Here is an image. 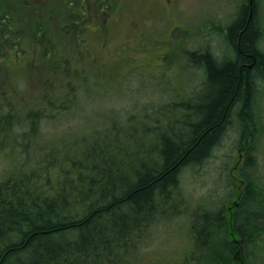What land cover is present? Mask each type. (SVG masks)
I'll list each match as a JSON object with an SVG mask.
<instances>
[{
  "label": "trees",
  "instance_id": "1",
  "mask_svg": "<svg viewBox=\"0 0 264 264\" xmlns=\"http://www.w3.org/2000/svg\"><path fill=\"white\" fill-rule=\"evenodd\" d=\"M261 2L239 4L222 40L229 54L190 52L196 56L186 55L179 71L186 91L146 104L117 102L125 97L115 89L122 78L71 71V57L64 50L55 55L39 28L34 41L42 49L36 53L34 46L28 59L36 75L17 70L23 31L6 25L9 12L0 17V66L11 61L9 69L30 77L39 91L32 100L0 105V157L8 160L0 171V264H264V226L257 224L264 220V184L253 147L239 166L243 194L228 161L208 195L196 198L186 181L224 137L241 133L242 117L255 107L256 82L264 75ZM64 14L71 16L61 27L66 36L84 31L78 11ZM184 67L199 74L196 85ZM104 96L111 104L94 100L74 120L86 100ZM59 122L66 124L62 133L46 131L44 124ZM162 235L185 243L171 250L152 244ZM243 239L246 255L238 250Z\"/></svg>",
  "mask_w": 264,
  "mask_h": 264
},
{
  "label": "rangeland",
  "instance_id": "2",
  "mask_svg": "<svg viewBox=\"0 0 264 264\" xmlns=\"http://www.w3.org/2000/svg\"><path fill=\"white\" fill-rule=\"evenodd\" d=\"M243 1L0 0V17L6 16L5 13L9 12L10 20L6 25L9 28H21L23 31L22 44L26 48L18 53L19 67L17 70L23 71L28 67L30 74L36 75L33 73L34 67L31 65L34 63L28 59L31 57L30 49L34 46L36 53H38L37 50L41 51L42 49L41 45H35L36 41H34L35 34L39 32V29H42L43 37L51 41V48L56 51L55 55L58 54V57L61 58L60 52L64 50L71 57L72 61L70 60L69 63L71 71L81 72L83 70L85 73L97 71L101 75L107 73L116 81H120L119 79L122 78L121 88L116 87L115 89L124 91L125 97L122 95L117 102L123 105L134 102L146 104L153 100L175 98L178 91L181 93L184 92L183 90L186 91L183 73H179L177 67H173V65L178 64L179 61L182 62L181 66L184 65L185 56L190 55V52L200 55L211 52L213 56L229 54L230 49L226 42L222 41L226 35L225 33L221 35V32H224V28L239 12L237 8ZM71 10L81 13L79 24L84 28V31H72L70 36H66L67 32L65 33L61 27L63 22L71 18V16L65 18L64 12L68 14ZM210 25L216 29L213 34L208 35ZM260 27L262 28V38L259 46L264 51V0L261 2ZM3 29V25L1 26L0 23V37L1 33L3 34ZM37 41L42 43L40 40ZM9 56L14 58L15 53L11 51ZM93 61L96 63H92ZM7 62L9 65L0 66V78H3L0 86L3 88V91L0 90V105L8 98L18 101L26 96L28 99L35 98V95L38 96L39 91H35V88L30 86V77L20 78L18 75L21 73L17 74L10 70L12 62ZM191 66L195 68L193 63ZM186 70L190 71L184 67L185 72ZM188 71L184 73V76L189 78L190 84L196 85L200 79L199 74ZM31 80L34 87L37 88L35 79ZM23 90H25L23 97H20L17 91L22 92ZM114 96L117 98L116 95ZM94 100H105V104H111L110 100L112 99L104 96L86 100L85 102H89L88 104L83 103L78 112L72 113V115H77L74 120L80 119L85 110L90 109L93 105ZM259 100L261 104L256 106V112L260 119L259 126L253 129L251 124L243 125L247 132L242 140L239 139L238 129L233 132L232 136L230 135V138L224 137L221 145L213 151L205 163L186 179L187 185L191 189L193 188L192 191L196 198L208 195L217 182L222 181L220 174L223 169L221 167L225 161H228L231 178L237 180L240 193L243 194L246 180L245 183L241 182L245 178L239 173V164L244 166L248 149L251 146L254 151V160L252 161L254 170L256 169L260 173L264 184V93ZM247 119L248 117L245 118V120ZM162 123L164 124V122ZM57 124L59 125L55 124L56 126L54 125L53 128L46 123L44 127L46 131L57 128L62 133L66 124L64 122ZM251 130L256 133L254 140L249 137ZM7 164V158L1 156L0 171L5 170ZM234 169L237 171L233 173ZM252 205V210L259 208ZM261 217L264 218V214ZM257 224L264 226V220ZM162 237L163 235L155 238L152 244L171 250L180 247V242L185 243L183 238L179 242L172 237H166L162 241ZM241 246L242 248L237 246L238 250L246 255L249 252L248 242L243 239ZM235 248L231 249V252Z\"/></svg>",
  "mask_w": 264,
  "mask_h": 264
},
{
  "label": "flooded vegetation",
  "instance_id": "3",
  "mask_svg": "<svg viewBox=\"0 0 264 264\" xmlns=\"http://www.w3.org/2000/svg\"><path fill=\"white\" fill-rule=\"evenodd\" d=\"M211 27H208V30H209V33L210 34H213L214 33V29L215 27L213 25H210ZM228 27H225L224 28V32L222 31L221 34L223 35L225 33V35L227 36L228 35ZM260 39L262 38V28L260 27ZM259 47V46H258ZM261 50L262 48L259 47ZM210 53V52H209ZM262 53H264V51L262 50ZM210 55L212 56V54L210 53ZM256 87H257V98H256V101H255V107L253 108V110L248 113V114H245V116L242 117V124L244 126H249V124H251L252 126H255L257 123H259L260 119L258 118L259 114L257 115V112H256V106L261 104L260 103V96L264 93V75H262L256 82ZM261 90H262V93H261ZM245 117H248L247 120H245ZM255 129V127L253 128ZM247 130L245 129L244 127V130H243V133H245ZM252 134V132L250 133Z\"/></svg>",
  "mask_w": 264,
  "mask_h": 264
},
{
  "label": "bare ground",
  "instance_id": "4",
  "mask_svg": "<svg viewBox=\"0 0 264 264\" xmlns=\"http://www.w3.org/2000/svg\"><path fill=\"white\" fill-rule=\"evenodd\" d=\"M224 25V24H223ZM229 25V24H228ZM109 33V32H108ZM257 34V33H256ZM117 35V34H116ZM209 35V34H208ZM112 36V35H111ZM206 36V35H205ZM95 37V36H94ZM96 38V37H95ZM102 40V39H101ZM251 40V39H250ZM208 44V43H207ZM227 45V44H226ZM4 50V49H3ZM94 50V49H93ZM89 51H90V49H89ZM185 55V54H184ZM206 55V54H205ZM206 57V56H205ZM209 65V64H208ZM211 65V64H210ZM226 65V64H225ZM105 67V66H104ZM208 67V66H207ZM196 69V68H195ZM218 70V69H217ZM193 73V72H192ZM77 75V74H76ZM189 76V75H188ZM192 77V76H191ZM163 80V79H162ZM167 80V79H166ZM164 81V80H163ZM168 83V82H167ZM93 84V83H92ZM89 85V84H88ZM161 85V84H160ZM159 86V85H158ZM85 87V86H84ZM99 87V86H98ZM168 87V86H167ZM118 88V87H117ZM184 88V87H183ZM85 89V88H84ZM88 89V88H87ZM103 89V88H102ZM108 89V88H107ZM159 90V89H158ZM163 90V89H162ZM87 91V90H86ZM184 91V90H183ZM170 92V91H169ZM174 92V91H173ZM84 93V92H83ZM174 94V93H173ZM175 95V94H174ZM72 99H74V98H72ZM8 100V99H7ZM69 100H71V99H69ZM68 100V101H69ZM165 100V99H164ZM80 104V103H79ZM194 109V108H193ZM54 112V111H53ZM103 112V111H102ZM45 113V112H44ZM65 113V112H64ZM61 114V113H60ZM99 114V113H98ZM101 114V113H100ZM108 115V114H107ZM47 117V116H46ZM124 117V116H123ZM39 119V118H38ZM62 119V118H61ZM46 120V119H45ZM63 120V119H62ZM49 121H50V119H49ZM54 123V122H53ZM96 123V122H95ZM97 124V123H96ZM102 125V124H101ZM77 127V126H76ZM80 127V126H79ZM87 127V126H86ZM94 127V126H93ZM98 127V126H97ZM100 127V126H99ZM42 130H44V129H42ZM140 130V129H139ZM159 132V131H158ZM151 135V134H150ZM41 136V135H40ZM156 136H157V134H156ZM41 138V137H40ZM141 138V137H140ZM145 145V144H144ZM132 155V154H131ZM149 156V155H148ZM9 170V169H8ZM7 170V171H8ZM175 187V186H174ZM27 190V189H26ZM175 190V189H174ZM20 194V193H19ZM84 197V196H83ZM72 198V197H71ZM95 198V197H94ZM73 199V198H72ZM77 199V198H76ZM110 199V198H109ZM93 202V201H92ZM90 203V202H89ZM95 203V202H94ZM72 207V206H71ZM80 207V206H79ZM69 208V207H68ZM81 208V207H80ZM79 208V209H80ZM60 209V208H59ZM67 210V209H66ZM73 210V209H72ZM78 210V209H77ZM81 210V209H80ZM145 211V210H144ZM80 212V211H79ZM60 213V212H59ZM202 213V212H201ZM31 214V213H30ZM80 216H81V214H79ZM109 215V214H108ZM107 215V216H108ZM131 217H132V215H131ZM76 218V217H75ZM105 218V217H104ZM148 218V217H147ZM53 219V218H52ZM51 219V220H52ZM103 219V218H102ZM22 220V219H21ZM141 220V219H140ZM92 221V220H91ZM143 221V220H142ZM145 221V220H144ZM132 226V225H131ZM139 231V230H138ZM142 231V230H141ZM105 232V231H104ZM125 232V231H124ZM99 233V232H98ZM126 233V232H125ZM124 233V234H125ZM139 233V232H138ZM16 234V233H15ZM92 234V233H91ZM100 235V234H99ZM108 235V234H107ZM121 235H122V233H121ZM12 236V235H11ZM95 236V235H94ZM5 237V236H4ZM9 237V236H8ZM57 237V236H56ZM68 237V236H67ZM12 238V237H11ZM102 238V237H101ZM104 238V237H103ZM102 238V239H103ZM13 239V238H12ZM71 239V238H70ZM65 240V239H64ZM56 241V240H55ZM7 242V241H6ZM32 242V241H31ZM62 242V241H61ZM66 244V243H65ZM147 244V243H146ZM64 245V244H63ZM167 250V249H166ZM45 253V252H44ZM46 255V254H45ZM176 255V254H175ZM173 260H174V258H173ZM30 263V262H29ZM28 263V264H29ZM42 263V262H41ZM49 263V262H48ZM77 263V262H76ZM31 264V263H30ZM35 264V263H34ZM38 264V263H37Z\"/></svg>",
  "mask_w": 264,
  "mask_h": 264
}]
</instances>
